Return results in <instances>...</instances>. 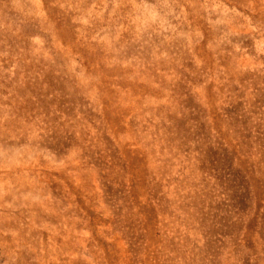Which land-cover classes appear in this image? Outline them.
Masks as SVG:
<instances>
[{
    "label": "rangeland",
    "instance_id": "374dc122",
    "mask_svg": "<svg viewBox=\"0 0 264 264\" xmlns=\"http://www.w3.org/2000/svg\"><path fill=\"white\" fill-rule=\"evenodd\" d=\"M0 264H264V0H0Z\"/></svg>",
    "mask_w": 264,
    "mask_h": 264
}]
</instances>
